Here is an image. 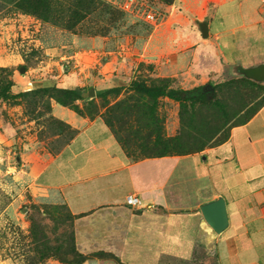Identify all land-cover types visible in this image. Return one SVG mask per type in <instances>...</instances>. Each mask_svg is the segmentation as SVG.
<instances>
[{
	"label": "crops",
	"instance_id": "0c3cea01",
	"mask_svg": "<svg viewBox=\"0 0 264 264\" xmlns=\"http://www.w3.org/2000/svg\"><path fill=\"white\" fill-rule=\"evenodd\" d=\"M213 24L209 39L189 27L169 29V35L159 38L157 77L188 89L208 81L205 75L216 57L222 69V58L228 60L224 49L230 44L212 30ZM82 56L66 78L43 83L67 90L114 86L129 78L122 68L132 62H104L95 53ZM260 58L255 63L264 66ZM53 116L73 135L32 174L30 187L37 197L66 205L76 217L75 242L81 254L116 258L82 264H264V107L234 128L222 145L139 161L127 157L102 117L79 116L61 105L53 107ZM130 195L139 196L140 207L127 204ZM221 197L229 224L218 234L201 208Z\"/></svg>",
	"mask_w": 264,
	"mask_h": 264
},
{
	"label": "rangeland",
	"instance_id": "374dc122",
	"mask_svg": "<svg viewBox=\"0 0 264 264\" xmlns=\"http://www.w3.org/2000/svg\"><path fill=\"white\" fill-rule=\"evenodd\" d=\"M212 24L230 46L224 49L227 62L222 58L219 69L216 57L204 85L242 77L264 81V66L255 63L264 60L262 0H0V264H77L63 254L72 245L65 205L37 197L30 187L32 174L73 135L53 116V107L61 104L49 92L55 86L43 81L66 78L82 54L95 53L104 62H132L122 68L129 78L117 85L81 87V99L73 105L84 117L96 118L89 117L88 109L104 114L126 98L121 88H129L137 77L157 78L158 39L169 35V29L197 28L209 39ZM76 52L80 55L73 58ZM180 114V102L162 100L166 137L181 131ZM35 224L53 247L63 246L61 255L69 263L38 257L31 236Z\"/></svg>",
	"mask_w": 264,
	"mask_h": 264
},
{
	"label": "trees",
	"instance_id": "16d2710c",
	"mask_svg": "<svg viewBox=\"0 0 264 264\" xmlns=\"http://www.w3.org/2000/svg\"><path fill=\"white\" fill-rule=\"evenodd\" d=\"M31 1L38 3L41 0ZM121 89L126 90V98L108 108L106 113L98 115L92 108L88 109V113L89 117L97 115L104 119L127 157L133 161L202 153L222 145L231 139L234 128L248 123L264 107V84L246 77L219 84L208 83L188 91L174 88L170 79L137 77L129 88ZM49 92L62 106L84 117L85 114L73 105V102L81 99V88L66 90L54 87L49 88ZM164 99L181 103L182 127L176 137L164 135V119L161 115ZM65 208L72 221V245L63 254L72 256L77 264L92 259H116L107 253L91 256L81 254L75 242L76 217L66 205ZM31 236L40 259L57 257L69 263L61 255L63 246L53 247L49 238L38 232L37 225Z\"/></svg>",
	"mask_w": 264,
	"mask_h": 264
},
{
	"label": "water",
	"instance_id": "95a60500",
	"mask_svg": "<svg viewBox=\"0 0 264 264\" xmlns=\"http://www.w3.org/2000/svg\"><path fill=\"white\" fill-rule=\"evenodd\" d=\"M92 93L94 94L93 91ZM201 211L207 223L216 233L221 234L228 227L229 218L226 201L223 197L203 205Z\"/></svg>",
	"mask_w": 264,
	"mask_h": 264
},
{
	"label": "built area",
	"instance_id": "2783aa9c",
	"mask_svg": "<svg viewBox=\"0 0 264 264\" xmlns=\"http://www.w3.org/2000/svg\"><path fill=\"white\" fill-rule=\"evenodd\" d=\"M262 1L264 3V0H262ZM130 6L131 5L129 4V8H130ZM148 19H154V15L149 14ZM78 53L74 54L72 57L77 58L78 55H80ZM79 60H81V59H79ZM127 204L129 206H131L132 208H138L141 206V199L139 198V196L130 195L127 197Z\"/></svg>",
	"mask_w": 264,
	"mask_h": 264
}]
</instances>
